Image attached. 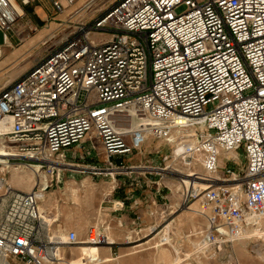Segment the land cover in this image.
Returning a JSON list of instances; mask_svg holds the SVG:
<instances>
[{"label": "built area", "instance_id": "built-area-1", "mask_svg": "<svg viewBox=\"0 0 264 264\" xmlns=\"http://www.w3.org/2000/svg\"><path fill=\"white\" fill-rule=\"evenodd\" d=\"M34 1L0 0L3 44ZM47 1L58 15L76 0ZM180 6L185 10L178 13ZM73 21L59 24L75 28L59 36L57 47L50 46L0 89V140L13 149L7 161L17 168L36 167L29 191L15 190L0 178V262L69 264L59 256L60 247L77 244V235L69 231L65 242L48 235L39 202L60 183L61 172L74 167L64 152L84 138L97 140L114 173H172L168 164L158 167L151 160L144 166L110 160L139 151L148 137L173 148L172 158L198 161L203 172L190 177L195 183L183 192L180 206L199 205L207 247L217 249L229 237L259 227L264 219V0H117L92 21ZM130 120L136 126L126 129ZM239 150L241 168L226 162L220 168L222 154ZM226 158L236 163V157ZM86 171L104 172L97 166ZM104 242L101 231L90 227L84 243Z\"/></svg>", "mask_w": 264, "mask_h": 264}, {"label": "rangeland", "instance_id": "rangeland-1", "mask_svg": "<svg viewBox=\"0 0 264 264\" xmlns=\"http://www.w3.org/2000/svg\"><path fill=\"white\" fill-rule=\"evenodd\" d=\"M87 1L88 0H76L72 5L68 6L65 9V12L68 13L67 18L70 21H73V19H75L74 21H92L96 17H99L102 12L108 9L117 0ZM42 3L48 7V5L44 2ZM85 4L86 8H83ZM184 10L185 6H180L177 8L178 13ZM51 11L49 9V12L47 13L48 18L49 16H56L53 15ZM57 22L58 24H60L59 21ZM73 28H75V25H71V28L68 29V26L66 24H63L59 27V25H57L56 23L48 22V20L46 22H41L39 17L26 10L24 17L20 19L18 26L14 30V32L7 33V35L9 36V42L6 46L5 44H3L4 32L0 31V44H3L1 46L2 53L0 56V89L11 84L14 80L18 79V77L23 75L33 65H35L38 59L47 54L50 46L55 45L54 48L57 47V43L61 38L59 36H63ZM22 29H25L26 32L24 31L23 33H21ZM54 35L56 37L53 39V41H46L47 38ZM94 38H97V36H94ZM98 38L102 37L98 36ZM43 42L46 43L43 44ZM172 149L173 148H171L169 145L161 142V140H156L148 137L140 148V152L143 153L146 151H152L153 154L147 155L148 161L144 162V160H142L143 163H140V161L136 162L133 156L138 153L137 151L133 152L131 155H128L125 158H110V160L113 161L114 165H119L121 162L125 166H144V164H147V162H150V160L154 162V160L158 157L167 156L168 160L165 162L158 159L156 163H152V165L162 167L171 162L173 156ZM101 152L102 149L97 140L95 138H93V140H89L86 144V153L89 156L86 159L88 160L87 163L103 169L102 167L104 166V164L102 163V161H104V159L102 156L103 153ZM234 153H236V163L232 161H226V157L229 156H225L222 154L220 156L221 162L219 161L220 168L223 167V164L225 162L228 167L234 170L241 168L244 163L242 151L239 150ZM94 157H97V159H94ZM179 160L180 158H178L177 161L172 162L171 167L173 169L171 174H164L161 172V176H158L159 178L155 180L159 181L160 177L164 176L160 180V183L165 185V190L170 193V198L177 200L182 199V195L184 194L183 192H185L187 189V185L185 186L181 182L183 178H187L185 177V174L190 172H203L200 163L195 159H191V161H193L195 165L190 169V171L180 168L177 165V162ZM95 162L98 165H93ZM15 168L17 167L15 166ZM20 168L25 169L26 171L28 169L24 167H19L17 169ZM174 169L178 171H175ZM219 169L217 170V176L223 174ZM143 170L144 169H126L120 171L140 173ZM1 177H4L7 184L11 187L23 189L24 191L29 190L19 184L11 185L10 172L7 169L0 170V178ZM31 185H33V179ZM157 185L155 186L157 187ZM189 187L190 184L188 188ZM174 202L175 201H173L172 204ZM172 206L173 207L171 209L170 216L161 220H157L154 224V229L151 232H149V230H142L138 234H136L135 232H133V234H126V241L130 242L113 245V252H117V254L119 255L118 258H116V254H109V246H111V243L91 245L98 247V259L92 261L85 258L86 264H99L100 262L103 264H167L169 261H173L176 255L180 259V261L176 264H264V259L260 258V256L257 255L259 252L264 258V240L252 236V230L245 232V235H249L248 237H229V240L223 243L222 246L217 249H212L210 247H207L203 243V235L206 228V221L204 220L205 218L198 213H196V215L191 213L189 210H185L186 208L181 207L180 205L178 208H175L174 205ZM197 209H199V207H197ZM180 212H183L184 214L180 216ZM184 216L185 218H183ZM54 217L55 215H51L50 210H48L47 207L46 222L48 226H44L45 230L49 232L50 229L51 235L56 236V234L60 235L61 233H65V231L61 229L63 228V225H71L70 229H66L65 235L69 230H73L78 238L77 244H63L62 247H60V256L63 258V262L69 263L74 258H80L79 253L77 252L78 247L83 245L90 246L89 244L84 243V234L89 223L87 221L84 222L79 220H75L73 222H56ZM202 217L204 219H202ZM66 218L70 217L66 215ZM92 226H94L95 229H99L97 223ZM165 226L167 228H165ZM111 227H108L105 233L102 230H99L106 239L108 235V237H111L110 241L114 242L115 240L113 237V232L110 230ZM165 240H168V242L163 243L165 242ZM199 242L204 245V247L202 245L196 247ZM102 249L104 250L103 254L99 253L100 251H102ZM9 264L24 263L19 259L10 258ZM61 264L64 263L61 262Z\"/></svg>", "mask_w": 264, "mask_h": 264}, {"label": "crops", "instance_id": "crops-1", "mask_svg": "<svg viewBox=\"0 0 264 264\" xmlns=\"http://www.w3.org/2000/svg\"><path fill=\"white\" fill-rule=\"evenodd\" d=\"M42 2L47 4L48 7ZM50 6L47 0H36L27 5L25 10L39 17L41 22L48 20V22H54L59 25L57 21L63 23L68 20L66 10L48 18L47 13L49 9L50 11L52 9ZM88 141V138H84L64 152L66 160L73 163L74 167L64 169L61 172L60 183L53 190L51 189L44 193L43 199L39 202V207L45 212L48 207L51 215H55L54 219L56 222L87 221L89 225L85 230V237L90 227L96 223L104 233L108 227L113 226L110 230L113 232L115 241H111L109 254H116V258H118L117 252H113V245L130 242L126 241V234H133V232L138 234L142 230L151 232L156 221L169 217L172 205L178 208L181 200L170 198V193L165 190V185L160 183L162 177H160L159 181L152 183L159 178L158 176H161L159 174L150 175L145 171L140 173L125 171L114 173L109 171L106 165L107 158H105L103 152H101L104 159L102 168L105 173L103 172L99 175L90 174L86 171V167L92 166L86 160L89 157L86 153ZM137 152L133 158L136 162L140 161V163H143L142 160L144 162L148 161L147 155L153 154L152 151L143 153L139 150ZM94 159H97V157H94ZM157 161V159L154 160L155 163ZM93 165L98 164L95 162ZM13 188L24 191L16 187ZM173 201L175 202L172 204ZM183 212L179 213L180 216L184 214ZM66 215L70 218H66ZM202 219L204 218L202 217ZM70 228L71 225H63L61 229L66 233V229ZM47 233L51 235L50 229ZM52 237L60 239L59 234ZM99 253L103 254L104 250L102 249ZM99 264L103 263L100 262Z\"/></svg>", "mask_w": 264, "mask_h": 264}, {"label": "bare ground", "instance_id": "bare-ground-1", "mask_svg": "<svg viewBox=\"0 0 264 264\" xmlns=\"http://www.w3.org/2000/svg\"><path fill=\"white\" fill-rule=\"evenodd\" d=\"M24 31L26 32L25 29H22L21 32L23 33ZM1 53L2 52H1V48H0V56H1ZM134 126H136V124L132 120H130L128 122V124H126V123L124 124V127L126 129H131ZM4 129H7V128L2 126L1 130H4ZM12 151H13V149L6 148L5 145L0 140V165H1L0 170H4V169L9 170V172H10V182H11L10 184L11 185L12 184L13 185H16V184L18 185L19 184V185H22L24 188L31 189V187H32V185H31L32 179H33V183L35 181L34 168L36 169V167H33V168L30 167V168L27 169V171L25 169H21V168L17 169V168H15V165H11L10 163H8L7 157H6L7 155H11L13 153ZM235 155H236V153H234V152L227 153V156H229V157H235ZM177 159H178L177 157H173L171 162L168 163V165L171 166L172 162L177 161ZM177 165L180 168L184 169V170L190 171V169L192 167H194L195 163L193 161H187V160L180 159L177 162ZM193 173H195V172H190V173L185 174V177H187V178H183L181 180L183 185H185V186L187 185V188H188L189 184H194L195 183L192 179L188 178V177H191L193 175ZM43 180H44V178H43ZM199 185L202 186L203 188H206L205 187V185H206L205 183H202V184L200 183ZM197 207H199V205L195 201V202L191 203L189 208H187L185 210H189L191 213L196 214V213H198L197 212L198 211ZM39 213H40L43 221L46 222V220H47L46 219V212L43 211V209L41 207H39ZM166 226H165V228H167ZM263 227H264V219L259 223V227H257L254 230H252L253 233L251 235L255 236V237H258V238H261V239L264 240V228ZM245 234L246 233H244L242 235L243 238L249 236L248 234L247 235H245ZM66 236L67 235H65L64 233H61L59 241H64L65 242L66 239H67ZM110 238L111 237L107 236V239L105 238V242L103 244L111 243V241H110L111 239ZM167 242H168V240H165V242H163V243H167ZM201 245L202 244L199 242V244H197L196 247H199ZM136 246H139V245H136ZM136 246H133V247H136ZM202 246L204 247V245H202ZM97 251H98V247H96V246H91V245L90 246H84V245L83 246H79L77 252L79 253V257L80 258H74L71 262H69V264H86V259L87 260H92V261L93 260H97L98 259L97 258ZM175 253H176V251H175ZM257 255L260 256V258L264 259L261 253L258 252ZM59 256H60V254H59ZM84 260H85V262H84ZM179 261H180V259L176 255V257L173 259V261H169L167 264H176ZM0 264H3V263L0 262Z\"/></svg>", "mask_w": 264, "mask_h": 264}]
</instances>
